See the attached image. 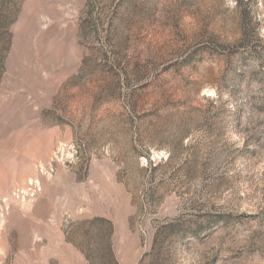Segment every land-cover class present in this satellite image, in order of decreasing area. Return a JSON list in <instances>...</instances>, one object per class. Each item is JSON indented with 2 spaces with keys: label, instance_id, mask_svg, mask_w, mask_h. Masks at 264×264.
Wrapping results in <instances>:
<instances>
[{
  "label": "rangeland",
  "instance_id": "obj_1",
  "mask_svg": "<svg viewBox=\"0 0 264 264\" xmlns=\"http://www.w3.org/2000/svg\"><path fill=\"white\" fill-rule=\"evenodd\" d=\"M0 264H264V0H0Z\"/></svg>",
  "mask_w": 264,
  "mask_h": 264
}]
</instances>
